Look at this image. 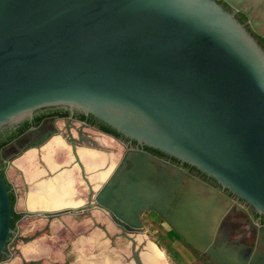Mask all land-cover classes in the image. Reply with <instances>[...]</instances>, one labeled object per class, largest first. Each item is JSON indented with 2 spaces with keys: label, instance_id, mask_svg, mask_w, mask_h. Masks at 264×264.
Listing matches in <instances>:
<instances>
[{
  "label": "water",
  "instance_id": "water-1",
  "mask_svg": "<svg viewBox=\"0 0 264 264\" xmlns=\"http://www.w3.org/2000/svg\"><path fill=\"white\" fill-rule=\"evenodd\" d=\"M48 106L93 114L137 141L93 190L79 149L105 145L83 132L86 121L74 135L72 116L61 132L93 201L127 225L137 264H147L137 237L151 241L149 209L212 264H264V224L247 207L143 147L264 214V47L217 0H0V130ZM27 146L18 136L1 155L10 164ZM6 177L0 166V256L14 232Z\"/></svg>",
  "mask_w": 264,
  "mask_h": 264
},
{
  "label": "flooded vegetation",
  "instance_id": "flooded-vegetation-1",
  "mask_svg": "<svg viewBox=\"0 0 264 264\" xmlns=\"http://www.w3.org/2000/svg\"><path fill=\"white\" fill-rule=\"evenodd\" d=\"M217 1L225 9L232 12L237 17V19H239V21H241L245 25V27L252 33V35H254V37L258 40V42L264 47V0H217ZM61 108H64L65 110L68 109L69 113L66 115H61L60 113L61 111H63ZM77 110L78 109H71V108H67L63 106H48V107H44V108L37 110L36 113H34L33 117L29 118L32 121L31 124H29L20 134H18L15 137L17 138L18 136L22 135V138H25V143H27L28 146L27 148H25V150H23L22 153H20L19 155H15L13 157V160L17 158L18 156L22 155L23 153H26L27 151H28V156H34L35 150H37V154L41 153L40 150L46 151L47 145L53 140L54 137H56L55 135H60L61 138H63L61 132H67L68 119L71 116L75 119V121L71 122L70 124L71 129L74 135L77 136L78 135L77 128L81 126V123L83 121H86L85 119H81L77 117V112L80 111V110L78 111ZM39 116H42V117L39 121H37L36 117H39ZM89 116L90 114H86V117H89ZM86 122L89 123L90 126L83 127L84 133L92 134L91 132H88L87 129L89 128L93 130L94 132L98 133V135L107 136L110 138L113 137L115 140L121 142L123 145L138 146V143L135 140H131L125 136L117 137L113 133L106 131L105 129H102L100 121H93V122L86 121ZM19 125L17 126L12 125V126L13 128L14 127L17 128ZM8 127H11V126H8ZM56 130H58L59 134H55ZM0 132L5 133L4 128L1 129ZM45 137H48L47 141L41 144L40 146H38L37 143L40 140L44 139ZM12 140H10L9 142H11ZM63 140L65 141L66 144L68 143L65 138H63ZM9 142H7L6 144H8ZM143 147L146 149V145H144ZM63 148L66 149L67 155L71 157L73 155L74 158H70L71 161L68 163L63 162L60 164L57 160L58 159L57 155ZM54 154H55L58 166L52 169L50 165L47 163V161L45 160V158L42 157L44 161H46L48 173H49V176L51 177L49 178L40 177V178L41 180L49 181V180H52L60 176L62 172L73 171V177H72V180H73V185H72L73 193L72 194L73 195L71 196V199H73L74 204L70 206H75V207L68 209L65 212H62L61 214H56L53 216H48L49 212H46V211H45V214H43L41 211H39V209L38 210L29 209L26 204V194L28 192L27 191L28 186L26 185V193L24 197V207L19 209L17 208V203H18V196H17L18 193L16 191L17 187L12 181L8 179L11 184V191L16 196V202L14 205V213L12 212L13 213L12 218H15L14 225L12 226L14 228V232L11 233V238L7 246V253H6L7 257L6 258L20 257L23 264H43L42 258L40 257L35 258V256L25 257L24 251H25V248H28V251L31 254L34 253V250H36L35 245L36 246L39 245L37 241L41 240L43 237H45V235L52 236L53 234L47 233L46 227L39 228L35 230L33 233L24 234L21 229L22 221L25 218H29L33 215H39L40 217H43L47 219L48 221H52L53 219L59 218V216L67 213L73 216L74 222H80V220L87 218L88 220H91L92 224L90 226L89 225L86 226V228L81 231H75L73 229L74 226L69 225L68 227L69 234H65V236H92V231L95 228H98L101 232H103V235L109 239L108 245L104 248L105 252L101 259L102 262L98 261L100 260L99 258L97 260V264H137L134 251H133V242L125 235V233H123V232H128L127 225L122 222H121L122 225L119 224V221H117V218L110 211H108L106 208H103V206L93 201V195H90L91 187L89 186L87 180L82 175L80 165L75 162V156L72 152V148H70L69 150L68 148L62 145L55 146ZM154 154L159 155L160 157H163L165 159H168L174 163H177L178 165L191 171L193 174L217 186L218 188L223 190L225 193L237 199L245 207H247L249 214L251 218L254 220V222L260 225L264 224V214L258 212L251 204H249L245 200L238 197V195L229 191V189L223 188L217 182L215 178L208 176L203 172H200L196 168L192 169V167L188 165L186 162L178 160L177 158L169 154H166V153H163V154L154 153ZM0 158H1L0 160L1 164L2 165L6 164V167H7L9 164L5 161L2 155H0ZM72 161L73 163H71ZM88 163L89 162H87L86 160L85 162H83L85 166V170L87 172V176L91 184L93 185V190H95L97 188L96 186L99 185L100 183H97L98 181H96L93 178L94 174L92 173L91 169H88ZM35 167L38 168L39 170L44 171V169H41L37 166ZM61 167H65V168L59 171L57 174L52 176V173L56 172ZM77 175H79L80 178ZM96 207H98L97 208L98 210H101L103 212V215L105 218L99 219L96 217L94 213V210ZM17 213L20 214L18 217L16 215ZM147 215H150L153 219H158L159 217H162L155 210H152V209L145 210L141 215L144 221V224H145V219ZM162 221H165L166 223L170 224L165 218H163ZM111 225H114V227L116 228L114 232H111V228H110ZM123 226L125 229L123 228ZM250 227H251V224L249 223L247 225V228H250ZM250 233L251 231H249L247 235H249ZM144 236H145L144 234H138V237H137L139 241L137 243V249H139V251L141 252L143 260L147 264H171L169 259L166 256L167 253L165 252V250L163 249L164 250L163 251L160 248V246L156 244V241L151 239V237H150L151 241H148L147 244L145 245L144 240H143ZM48 241L49 240H44L45 243ZM53 245H56V244H53ZM68 246L71 247L70 244H68ZM40 249L42 248L40 247ZM69 250H71V248H69ZM101 251L102 250L99 249L97 253L99 254ZM95 252L93 256L95 255ZM165 259H167V261ZM92 264H95L94 259L92 260Z\"/></svg>",
  "mask_w": 264,
  "mask_h": 264
},
{
  "label": "rangeland",
  "instance_id": "rangeland-1",
  "mask_svg": "<svg viewBox=\"0 0 264 264\" xmlns=\"http://www.w3.org/2000/svg\"><path fill=\"white\" fill-rule=\"evenodd\" d=\"M59 123H61V122H59ZM87 130H88V132H91L95 136H102V135H98V133L94 132L93 130H91L89 128ZM102 137H104V136H102ZM109 140L112 143V145L110 147L105 146V149H107L105 152H112L113 159L117 163V161L122 156L123 151L125 150V146L121 142L115 140L113 137L109 138ZM69 146L71 148V145H69ZM40 151H41V153L37 154V150H35V154L33 157L28 156V151L26 153H23L22 155L15 158L11 162V164H9L5 169L8 179L10 181H12L17 187V190H16L18 193V195H17L18 196L17 208H19V209L24 207V197H25L26 185H27V181H28L26 179L24 168L30 167V165H32V166L35 165L41 169H44V173L41 176H39L37 179H39L40 177L41 178L51 177V176H49V173H48L46 161H44V159H43L45 150H40ZM32 158H34V159H32ZM57 158H58V162L61 164L63 162H66V163L70 162L71 161L70 158H74V157H73V155H72V157L67 155L66 149L63 148L58 153ZM82 160H83V162H85L84 158H82ZM71 163H73V161ZM77 176H79V175H77ZM79 178H80V176H79ZM28 182L30 185L32 184V182H30V181H28ZM97 208L98 207H96L94 210L96 217L99 219L105 218L103 215V212L101 210H98ZM91 224H92L91 220H88L87 218L80 220V222H74L73 216H71V214H67V213L59 216V218L53 219L52 221H48L47 219L40 217L39 215H33L29 218H25L22 221L21 229H22V232L24 234H29V233H33L35 230H37L39 228L46 227V232L53 234L52 238H55L57 236H65V234H69V230H68L69 225H73L74 226L73 229L75 231H81V230L85 229L86 226H88V225L90 226ZM161 226H163L162 227L163 230L167 229V225L165 223L162 224ZM110 228H111V232H114L116 230L114 225H111ZM144 229H145V231L149 237L158 236V232L155 231V229H149V225L148 226L145 225ZM92 236L97 237V236H104V235H103V232H101L98 228H95L92 231ZM118 239H120V238H118ZM162 239H163V241L167 242L166 243L167 247H170L169 241H167L166 238L165 239L162 238ZM44 240L50 241L51 239L49 236L45 235V237H43L41 240L37 241L39 245H37V246L35 245L36 250H34V253H32V254L27 253L26 256H42V255H44L46 252L43 251L42 249H40V247L44 248L43 247L44 243H45ZM102 246H104V245H102ZM102 246H98L96 248V250L98 251L99 249H101ZM180 246L182 247V249L185 248L181 244H180ZM166 256L170 261V257L167 254H166ZM165 260L167 261V259H165ZM8 261L9 260L6 259L3 262H1L0 264H8ZM17 262H20V259ZM170 263L173 264L172 261H170Z\"/></svg>",
  "mask_w": 264,
  "mask_h": 264
},
{
  "label": "bare ground",
  "instance_id": "bare-ground-1",
  "mask_svg": "<svg viewBox=\"0 0 264 264\" xmlns=\"http://www.w3.org/2000/svg\"><path fill=\"white\" fill-rule=\"evenodd\" d=\"M55 136L56 137H54L53 140L47 145V149L45 151L46 153L44 155L45 160L52 169L58 166L54 154L55 146L62 145L70 150V147L67 145L68 143L66 144L60 135ZM109 138L110 137L107 136H96V139L107 147L111 146ZM79 154L82 158H84V160L89 162L88 169H91L92 173L94 174L93 178L98 181L97 183L103 182L116 165V161L113 159L112 152H103L89 147H81L79 149ZM24 171L27 180L32 182L30 185L27 181L28 192L26 194V204L29 209L54 210L74 204L73 199H71V196L73 195V171L62 172L60 176L49 181L41 180V178L37 179L44 173V171L39 170L34 165L24 168ZM99 185L96 187L98 188Z\"/></svg>",
  "mask_w": 264,
  "mask_h": 264
},
{
  "label": "trees",
  "instance_id": "trees-1",
  "mask_svg": "<svg viewBox=\"0 0 264 264\" xmlns=\"http://www.w3.org/2000/svg\"><path fill=\"white\" fill-rule=\"evenodd\" d=\"M61 109L63 110L60 113L61 115H66L69 113L68 109L67 110H65L64 108H61ZM41 117L42 116L36 117V120L39 121L41 119ZM77 117H79L81 119H85L88 122L100 121L102 129H105L106 131L113 133L117 137H124V135L120 131H118L117 129H115L114 127L109 125L108 123L100 120L99 118H97L93 114H90L89 117H86V114L83 111H79V112H77ZM31 122H32L31 119L27 118L26 120L20 122L19 123L20 125L18 123L15 124L16 126L19 125L17 128L16 127L13 128V126H11V127L7 126L4 128L5 133L0 132V155H1L2 147L7 142H9L13 138H15L18 134H20L29 124H31ZM146 149H148L154 153H157V154H163L164 153L163 151H161L157 148H153V147H150L147 145H146ZM0 160H1V158H0ZM188 165H190L192 167V169L193 168L198 169L197 167H195L191 164H188ZM0 166H1L3 174L6 176V171H5L6 164L2 165L0 162ZM6 180H7L8 187L10 189V196H11V201H12V205H13L12 212L14 213V205L16 202V196L11 191V184H10V181L8 180V177H6ZM16 215L18 217L20 214L17 213ZM162 220H163L162 217H159L158 219H153L150 215H147V217L145 219V225L146 226L149 225V229H155V231L158 232V236H155V237L151 236V238L153 240H155L156 243L162 249L165 250L167 255L170 257V261H172L173 264H212L206 257L203 256L202 252H200L199 250L194 248L189 242H187L185 240V238L182 237L170 224H168ZM14 222H15V218H12V222H11L12 226L14 225ZM164 223L167 225L166 230H163V228H162L163 226H161ZM162 238H164V239L166 238V240L169 241L170 247H167V245H166L167 242L163 241ZM180 244L185 248L182 249ZM6 257H7L6 254H2L0 256V261L5 259Z\"/></svg>",
  "mask_w": 264,
  "mask_h": 264
},
{
  "label": "crops",
  "instance_id": "crops-1",
  "mask_svg": "<svg viewBox=\"0 0 264 264\" xmlns=\"http://www.w3.org/2000/svg\"><path fill=\"white\" fill-rule=\"evenodd\" d=\"M49 237L51 240L44 243V248H42L46 253L42 256H35V258H42L43 264H92L93 259L95 261V264H97V260L99 258L100 260L98 261L102 262L101 259L105 252L104 248L108 245L109 242V239L106 238V236H57L55 238H52V236ZM68 244H70L71 247H69ZM98 246H102V251L99 254L96 250ZM69 248H71V250H69ZM94 252L95 255L93 256ZM24 253L25 257H30L26 256L27 253H30L28 251V248H25ZM6 259L9 260L8 264H23L20 257L5 258L1 262ZM19 259L20 262H17Z\"/></svg>",
  "mask_w": 264,
  "mask_h": 264
}]
</instances>
